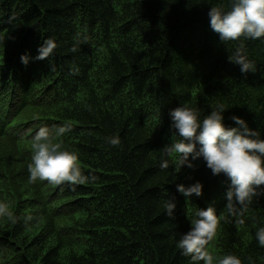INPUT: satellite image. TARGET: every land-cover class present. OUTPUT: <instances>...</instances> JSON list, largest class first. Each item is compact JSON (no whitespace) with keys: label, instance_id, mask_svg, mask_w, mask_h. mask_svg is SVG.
Returning a JSON list of instances; mask_svg holds the SVG:
<instances>
[{"label":"trees","instance_id":"1","mask_svg":"<svg viewBox=\"0 0 264 264\" xmlns=\"http://www.w3.org/2000/svg\"><path fill=\"white\" fill-rule=\"evenodd\" d=\"M217 3L228 0H0V201L15 217H0V264H192L175 243L194 210L210 204L223 217L211 252L264 264L254 238L264 197L239 224L226 213L230 182L202 159L195 170L159 168L169 113L185 102L202 115L223 104L227 126H236V115L264 135V40L244 41L256 72L242 74L228 59L239 42L222 44L210 28L207 13ZM48 37L59 44L54 55L34 59ZM64 124L72 127L65 146L97 179L75 190L29 183L31 137ZM112 135L120 146L107 143ZM197 180L203 195L186 201L176 185ZM170 197L175 218L163 209ZM73 206L89 225L83 229L95 231L89 250L63 230L76 220Z\"/></svg>","mask_w":264,"mask_h":264},{"label":"clouds","instance_id":"2","mask_svg":"<svg viewBox=\"0 0 264 264\" xmlns=\"http://www.w3.org/2000/svg\"><path fill=\"white\" fill-rule=\"evenodd\" d=\"M207 15L210 28L219 35L222 44L239 42L229 55V62L239 65L242 74L255 73L256 65L246 55L244 41L264 40V0H228L227 4L210 6ZM2 41L3 37H0ZM58 47L55 37H48L39 46L34 59H48ZM78 48L79 44L74 45L71 51L76 52ZM21 61L26 65L29 57L22 55ZM73 71L78 73L79 69L74 68ZM227 110L225 105L218 104L202 115L199 108L186 102L171 110V136L169 142L159 149L158 162L161 171L172 167L175 173H179L184 167L195 170L198 165L194 162L202 159L213 176L223 174L230 182L224 193L226 213L236 217L239 224H244L243 217L250 206L264 197V135L236 115L231 117L236 126H227L224 115ZM71 131V125L64 124L53 128L41 126L35 132L31 137L33 154L28 164L29 183L47 181L61 185L67 182L75 190L76 185L97 179L84 174L79 154L66 147L61 139ZM107 143L118 147L121 139L119 135H112L107 138ZM203 188L199 180L176 185L177 192L186 201L193 196H202ZM176 207L174 198L163 202L164 213L170 218H175ZM0 217L15 219L8 204L3 201H0ZM222 218L217 215L214 204L206 209L197 208L193 212L189 231L180 235L176 248L182 255L191 257L192 264H243L237 254L218 256L209 249ZM254 238L258 246L264 248V222L256 228Z\"/></svg>","mask_w":264,"mask_h":264},{"label":"bare ground","instance_id":"3","mask_svg":"<svg viewBox=\"0 0 264 264\" xmlns=\"http://www.w3.org/2000/svg\"><path fill=\"white\" fill-rule=\"evenodd\" d=\"M1 240V239H0ZM5 242V241H4Z\"/></svg>","mask_w":264,"mask_h":264}]
</instances>
